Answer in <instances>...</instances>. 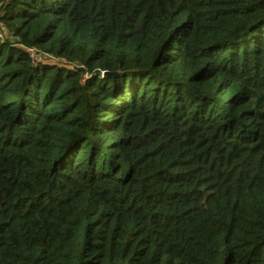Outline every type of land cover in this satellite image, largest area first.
Returning a JSON list of instances; mask_svg holds the SVG:
<instances>
[{
  "label": "trees",
  "instance_id": "1",
  "mask_svg": "<svg viewBox=\"0 0 264 264\" xmlns=\"http://www.w3.org/2000/svg\"><path fill=\"white\" fill-rule=\"evenodd\" d=\"M0 24V264H264V0Z\"/></svg>",
  "mask_w": 264,
  "mask_h": 264
},
{
  "label": "water",
  "instance_id": "2",
  "mask_svg": "<svg viewBox=\"0 0 264 264\" xmlns=\"http://www.w3.org/2000/svg\"><path fill=\"white\" fill-rule=\"evenodd\" d=\"M124 71H120V70H117V71H105L104 72V76H119L121 74H123Z\"/></svg>",
  "mask_w": 264,
  "mask_h": 264
},
{
  "label": "built area",
  "instance_id": "3",
  "mask_svg": "<svg viewBox=\"0 0 264 264\" xmlns=\"http://www.w3.org/2000/svg\"><path fill=\"white\" fill-rule=\"evenodd\" d=\"M0 27H1V24H0ZM2 38H3V32H1V30H0V39H2ZM31 54H32L33 57H35L36 51L34 49H32L31 50Z\"/></svg>",
  "mask_w": 264,
  "mask_h": 264
}]
</instances>
